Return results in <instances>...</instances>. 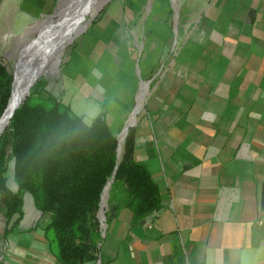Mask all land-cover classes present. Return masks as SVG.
Listing matches in <instances>:
<instances>
[{
  "label": "rangeland",
  "instance_id": "rangeland-1",
  "mask_svg": "<svg viewBox=\"0 0 264 264\" xmlns=\"http://www.w3.org/2000/svg\"><path fill=\"white\" fill-rule=\"evenodd\" d=\"M76 2L78 0H0V60L13 76L22 54L19 48L24 44L32 47L31 44L37 41V47L51 45L45 35L49 32L59 35L67 30L66 17H77L72 11ZM100 2L101 6L81 23L82 29H76L73 37L60 47L61 51L47 71L43 69L22 103L32 94L44 99L51 95L70 106L88 124L105 110L108 122L117 134L121 159L128 141L135 148L142 143L140 139L147 138L144 126H150L153 135H159V127L151 126L152 122L174 121L175 118L190 120L192 117L197 122L204 121V114L201 115L199 106L194 103L198 98L194 92L199 88L208 92L216 85L228 84L229 80L223 75L228 64L220 59L229 57L236 48L228 41V35L225 37L223 29L225 23L236 25L234 14L238 13L241 1ZM61 23L67 26L59 29ZM71 23L73 30V20ZM249 41L264 48V40L260 37L252 36ZM259 59V77L242 85L257 88L258 95L264 91V58ZM245 64L237 68L243 71ZM241 82L236 77L232 86ZM143 86L147 87V94L137 111ZM132 118L134 122L130 124ZM8 178L10 189L16 191L11 173ZM107 198L105 193L101 210L108 205ZM3 210L4 205L0 202V264H13L15 249L30 247L26 240L44 234L50 219L42 217L27 196L24 218L19 228L10 233L17 235L7 238L4 234L8 220L2 214ZM102 215L100 212L103 234ZM105 236L103 234V238Z\"/></svg>",
  "mask_w": 264,
  "mask_h": 264
},
{
  "label": "crops",
  "instance_id": "crops-1",
  "mask_svg": "<svg viewBox=\"0 0 264 264\" xmlns=\"http://www.w3.org/2000/svg\"><path fill=\"white\" fill-rule=\"evenodd\" d=\"M240 1L237 26L223 29L236 48L220 59L230 65L228 84L194 92L204 121L152 122L159 135L144 126L147 138L133 148L160 191L152 229L151 216L139 222L106 204L97 264H264V91L243 87L259 77L264 58V48L249 41L264 40V0ZM236 77L242 82L233 87ZM27 242L15 249L13 264H59L44 234Z\"/></svg>",
  "mask_w": 264,
  "mask_h": 264
},
{
  "label": "trees",
  "instance_id": "trees-1",
  "mask_svg": "<svg viewBox=\"0 0 264 264\" xmlns=\"http://www.w3.org/2000/svg\"><path fill=\"white\" fill-rule=\"evenodd\" d=\"M14 76L0 60V120L12 95ZM32 94L0 137V197L7 238L24 218L25 198L49 217L44 239L59 264H97L104 242L100 212L127 209L142 222L161 207L159 187L131 142L120 159L117 134L102 110L91 124L61 100ZM11 173L17 190L9 187Z\"/></svg>",
  "mask_w": 264,
  "mask_h": 264
},
{
  "label": "bare ground",
  "instance_id": "bare-ground-1",
  "mask_svg": "<svg viewBox=\"0 0 264 264\" xmlns=\"http://www.w3.org/2000/svg\"><path fill=\"white\" fill-rule=\"evenodd\" d=\"M88 2V5H87ZM101 6L100 0H78V2L75 3L73 6V15H76L77 17H74L71 19V17H66V20H68V28L64 32H60L53 34L52 32H49L48 34H44L45 38L48 40H51V45H47L45 47H37V43H32V47L30 45L24 44L19 49H21L22 54L20 55L19 63L16 67V81L14 85V91L13 96L11 99V103L3 117V119L0 121V133L1 131L7 126L11 116L13 115L16 108L24 101L25 97L27 96L29 92V85L32 83V81L43 74L45 70L49 68L50 63L54 60L56 55L61 51L60 47L65 44V42L70 40V38L73 37V33L76 29L78 31L82 29L81 23H83L86 19V17L96 8ZM63 14V13H62ZM82 15V17H80ZM73 20V30L70 26L72 24ZM70 21V23H69ZM62 24V25H61ZM59 26H63V23H61ZM77 24V25H76ZM45 25V24H44ZM55 25V24H54ZM67 25L63 26L65 28ZM52 36H54L53 39ZM59 36V37H56ZM36 45V46H34ZM46 45V44H45ZM58 59V58H57ZM42 65H41V64ZM51 69V68H50ZM147 94V87L143 86L142 92L140 93L138 97V109L139 111L141 109V106L144 103L145 96ZM137 114V113H136ZM134 120L133 118L130 121V124H133ZM107 195L109 193V189L107 190ZM105 199V198H104Z\"/></svg>",
  "mask_w": 264,
  "mask_h": 264
},
{
  "label": "water",
  "instance_id": "water-1",
  "mask_svg": "<svg viewBox=\"0 0 264 264\" xmlns=\"http://www.w3.org/2000/svg\"><path fill=\"white\" fill-rule=\"evenodd\" d=\"M15 79H14V83H13V90H12V96H13V91H14V85H15V81H16V72H15ZM36 79H37V77L32 81V83L29 85V88L35 83V81H36ZM12 99V98H11ZM11 99H10V102H9V105H10V103H11ZM23 103H21L17 108H16V110L22 105ZM9 107V106H8ZM15 110V111H16ZM15 111H14V113H15ZM6 113V112H5ZM14 113H13V115H14ZM13 115L11 116V118H10V120H9V122H8V124L10 123V121H11V119H12V117H13ZM3 117H4V115H3ZM2 117V118H3ZM2 118H1V120H2ZM0 120V121H1ZM7 124V125H8ZM7 127V126H6ZM5 127V128H6ZM5 128L1 131V133L5 130ZM0 133V134H1ZM114 181V180H113ZM113 181L111 182V183H109L108 184V186L106 187V189H105V191H104V195H105V193H106V191L108 190V189H111V185H112V183H113ZM104 197V196H103ZM102 202H103V199H102ZM102 205V204H101ZM101 212H102V210H101Z\"/></svg>",
  "mask_w": 264,
  "mask_h": 264
},
{
  "label": "built area",
  "instance_id": "built-area-1",
  "mask_svg": "<svg viewBox=\"0 0 264 264\" xmlns=\"http://www.w3.org/2000/svg\"><path fill=\"white\" fill-rule=\"evenodd\" d=\"M154 215L153 216H151V218H150V221H151V225H149L148 227H149V229H152V227H153V224H154Z\"/></svg>",
  "mask_w": 264,
  "mask_h": 264
}]
</instances>
